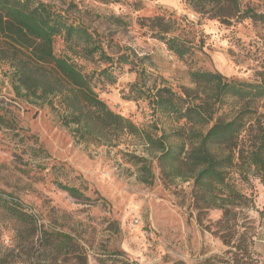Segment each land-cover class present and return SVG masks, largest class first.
Masks as SVG:
<instances>
[{"label":"rangeland","instance_id":"374dc122","mask_svg":"<svg viewBox=\"0 0 264 264\" xmlns=\"http://www.w3.org/2000/svg\"><path fill=\"white\" fill-rule=\"evenodd\" d=\"M40 1L82 24L102 43L113 62L68 52L61 38L55 39L54 50L69 56L84 73L109 69L113 83L95 77L98 97L140 127L151 122V110L146 101L126 98L138 71L152 93L166 88L182 96L183 89L195 90L190 96L196 102L204 96L191 83L192 70L247 82L257 81L264 71V24L241 16L246 11L264 15V0L225 1L236 7L225 20L207 1ZM160 28L190 48L184 59L154 38ZM122 55L128 62L119 65L116 59ZM7 71L8 62L0 59V195L17 201L38 229L31 235V227L18 228L0 215V252L8 255V264L37 249L44 234L55 233L76 237L87 264H97L94 257L115 250L139 264H222L219 259L228 250L224 241L232 245L239 237L248 238L251 264H264V187L258 180L239 186L248 204L236 206L230 220L219 223L221 210L196 202L187 170L179 177L163 172L157 151L119 134H107L101 146L77 142L74 126L63 124V110L56 103L53 109L18 97ZM160 123L177 127L163 117ZM129 153L150 162V184L141 182L125 156ZM55 181L79 188L90 200L76 201Z\"/></svg>","mask_w":264,"mask_h":264},{"label":"trees","instance_id":"16d2710c","mask_svg":"<svg viewBox=\"0 0 264 264\" xmlns=\"http://www.w3.org/2000/svg\"><path fill=\"white\" fill-rule=\"evenodd\" d=\"M187 1L213 4L221 20L231 17L236 8L232 1L227 4V0ZM225 8H229V13H225ZM241 16L264 24L262 14L246 11ZM167 33L168 29L160 28L154 38L179 59H184L190 48L178 38L167 37ZM56 38L63 40L68 52H78L86 59L98 56L113 62L105 55L102 43L86 27L51 5L40 0H0V59L8 62L13 90L32 104L54 109L56 103L63 110L64 126H74L71 132L77 142L101 146L106 143L107 134H119L147 150L157 151L156 159L163 172L173 177L181 176L184 170L189 172L196 202L221 210L219 223L230 220L236 206L248 204L239 186L250 185V179L254 178L264 187V71L257 81L247 82L227 79L219 72L192 70L189 78L201 90L204 96L201 102L191 99L190 94L195 90L183 89L182 96L166 88L152 93L142 82L143 72L138 71L126 98L146 101L151 110V122L140 127L114 113L98 97L95 77H104L113 83L109 69L97 74L82 72L69 56L55 53ZM127 58L119 56L116 62L127 63ZM48 87L54 89L49 91ZM220 109L225 115L218 114ZM161 117L177 127L164 126L160 123ZM125 156L137 168L141 182L150 184V162L133 153ZM55 185L76 201L90 200L77 187L57 181ZM0 215L18 228L31 227V235L38 230L35 218L13 198L0 195ZM247 240L239 237L232 245L225 240L228 250L219 262L251 264L245 247L249 245ZM94 259L97 264H139L116 250ZM14 262L87 264V253L76 237L65 233L44 234L38 240L37 249L22 252ZM0 264H8L7 254L0 252Z\"/></svg>","mask_w":264,"mask_h":264}]
</instances>
